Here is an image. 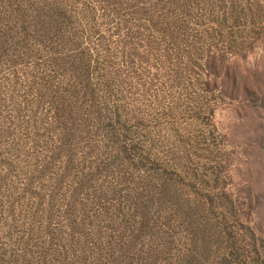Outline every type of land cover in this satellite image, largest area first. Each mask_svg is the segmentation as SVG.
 Listing matches in <instances>:
<instances>
[{
  "label": "rangeland",
  "instance_id": "obj_1",
  "mask_svg": "<svg viewBox=\"0 0 264 264\" xmlns=\"http://www.w3.org/2000/svg\"><path fill=\"white\" fill-rule=\"evenodd\" d=\"M0 264H264V0H0Z\"/></svg>",
  "mask_w": 264,
  "mask_h": 264
},
{
  "label": "trees",
  "instance_id": "obj_2",
  "mask_svg": "<svg viewBox=\"0 0 264 264\" xmlns=\"http://www.w3.org/2000/svg\"><path fill=\"white\" fill-rule=\"evenodd\" d=\"M73 21L74 20H60V22L58 23V26H61L62 28L61 29H59V30H57V31H59V32H61L62 30L64 31V30H68V28H69V25L71 24V23H73ZM50 22L51 23H54V22H56V20H50ZM67 32V31H66ZM87 71H89V68L88 69H85V70H83L82 72H80V73H76V74H74V73H72V75H71V77H70V85H71V88H69L68 87V83H62L60 80L58 81L59 82V87L58 88H60L63 92H66V93H68V94H70L71 95V91L73 90V93H72V96H76L77 98H79V102H80V105L81 106H83V104H85L84 102V99H81V95H82V92H84V90H81V88H82V86H83V84L81 83V81L83 80V78L84 77H86V76H84L85 75V73L87 72ZM110 71V70H109ZM73 74H74V76H73ZM69 77V76H68ZM55 78V77H54ZM76 81V82H73V81ZM62 85V86H61ZM66 87H67V89H66ZM79 102H77V103H79ZM72 103V102H71ZM93 103V101H91L90 103H89V107H87L86 105L84 106L85 108H87L89 111H92L95 107H92V104ZM68 105L69 104H65V103H63V104H61V105H59V104H57V107H54V108H52L53 110H55V112H54V117H55V125H60V123H64L65 121H69V123L70 124H68V125H65V130H66V132H67V134L69 133V129L67 128V127H72V129H71V132L73 133V134H76V131L74 130V121L75 120H77V118H79V114H80V105L78 106L79 108H76L75 110H74V112H73V114H70V113H68L67 112V108H68ZM96 106H100V103H98ZM82 109V108H81ZM106 110H108V108L106 109ZM52 111V110H51ZM60 113H61V115H60ZM78 116V117H77ZM71 121V122H70ZM89 124V123H88ZM87 124V126L89 127V128H91V126L90 125H88ZM62 128H63V126L62 125H60ZM84 127V126H83ZM93 127V126H92ZM84 130H86V128L84 127Z\"/></svg>",
  "mask_w": 264,
  "mask_h": 264
}]
</instances>
